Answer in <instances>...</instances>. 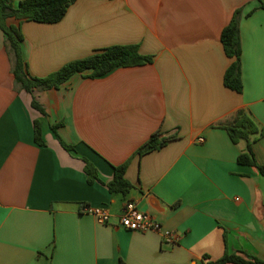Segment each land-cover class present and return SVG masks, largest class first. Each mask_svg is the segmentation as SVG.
Wrapping results in <instances>:
<instances>
[{
    "label": "crops",
    "instance_id": "0c3cea01",
    "mask_svg": "<svg viewBox=\"0 0 264 264\" xmlns=\"http://www.w3.org/2000/svg\"><path fill=\"white\" fill-rule=\"evenodd\" d=\"M263 4L77 0L58 23H22L33 77L115 45H139L153 61L95 79L76 74L33 94L16 88L0 29V264H206L205 257L217 261L226 251L264 260V176L238 163L246 142L233 143L219 126L245 111L264 131ZM238 9L242 93L224 85L234 60L221 42ZM36 120L44 146L35 142ZM55 124L74 151L62 147ZM157 131L177 138L134 157ZM256 137L252 150L264 166V134ZM84 159L99 181L87 182ZM129 159L134 188L111 194L114 167ZM128 201L178 240L125 230L120 218ZM86 208L106 210L108 224Z\"/></svg>",
    "mask_w": 264,
    "mask_h": 264
},
{
    "label": "trees",
    "instance_id": "16d2710c",
    "mask_svg": "<svg viewBox=\"0 0 264 264\" xmlns=\"http://www.w3.org/2000/svg\"><path fill=\"white\" fill-rule=\"evenodd\" d=\"M77 0H22L15 6L14 0H0V29L5 34L6 50L11 62V72L14 76V84L17 89L25 90L33 94L34 91H45L58 89L68 82L74 75L81 74L86 78L95 79L109 74L120 67H137L152 63L153 57L143 55L139 45H115L92 55L71 61L65 64L58 71L46 77H33L28 70V65L23 57L22 42L24 40L21 25L24 21H34L38 23L55 24L60 22L67 14L68 9ZM264 8V4L262 6ZM243 17L242 9L234 12L229 24L221 34V42L226 56L234 61L226 70L224 75V85L238 93L244 89L241 68V37L240 23ZM14 18L19 21V25H8L7 21ZM32 106L45 113L43 108L34 99ZM61 124L52 126L62 147L70 152L75 148L67 144L59 135L58 128ZM225 129L232 142L235 144L245 141L246 149L239 155L238 163L258 169L264 176V166L256 160L252 150V144L257 139L256 135L262 136L263 129L245 111H238L236 115L226 123L219 125ZM35 142L39 146H44L42 123L36 120L34 123ZM176 135L166 136L161 131H157L135 152V156L143 157L154 151L164 148L170 141L175 140ZM85 161V173L87 182L93 184L100 180L98 170L95 165L87 159ZM131 159L123 165L114 167L113 180L107 184L111 194L127 195L134 188L126 178V172ZM206 264H264V260L250 255L240 253L225 252L224 256L217 261H212L209 257ZM123 264V263H122Z\"/></svg>",
    "mask_w": 264,
    "mask_h": 264
},
{
    "label": "built area",
    "instance_id": "2783aa9c",
    "mask_svg": "<svg viewBox=\"0 0 264 264\" xmlns=\"http://www.w3.org/2000/svg\"><path fill=\"white\" fill-rule=\"evenodd\" d=\"M204 142V139H200ZM85 213L94 216L99 223L108 224L109 214L106 210L100 208H86ZM120 225L128 231L134 232H158L162 233L169 242L178 240V236L171 231H164L163 226L152 215L142 212L136 202L128 201L125 203L120 218Z\"/></svg>",
    "mask_w": 264,
    "mask_h": 264
}]
</instances>
